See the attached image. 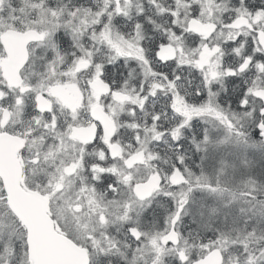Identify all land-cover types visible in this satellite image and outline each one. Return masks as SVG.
<instances>
[{
	"label": "snow or ice",
	"instance_id": "snow-or-ice-1",
	"mask_svg": "<svg viewBox=\"0 0 264 264\" xmlns=\"http://www.w3.org/2000/svg\"><path fill=\"white\" fill-rule=\"evenodd\" d=\"M0 264H264V0H0Z\"/></svg>",
	"mask_w": 264,
	"mask_h": 264
}]
</instances>
